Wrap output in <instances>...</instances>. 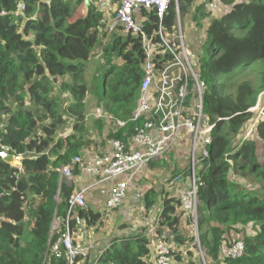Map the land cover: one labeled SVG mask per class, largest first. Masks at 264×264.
I'll return each mask as SVG.
<instances>
[{"label": "trees", "instance_id": "1", "mask_svg": "<svg viewBox=\"0 0 264 264\" xmlns=\"http://www.w3.org/2000/svg\"><path fill=\"white\" fill-rule=\"evenodd\" d=\"M217 1L225 11L206 28L203 21L211 13L204 5L194 6V0H178V12L171 4L162 20L155 11L139 8L135 18L141 19L142 34L133 36L109 33L112 13L99 11L95 0H24L18 16L16 0H0V139L12 155L21 157L19 167L0 163V264H70L62 247L56 253L52 248L67 223L73 234L78 216L85 215L75 209L67 218L74 186L61 179V171L95 146L87 126V97L93 96L104 116L94 122L100 145L127 142L143 79L142 36L160 43L161 30L171 39L179 17L192 10L196 27L203 26L199 53L205 49L207 54L198 61L199 78L206 84L203 112L214 125L208 157L196 159V219L181 208L175 185L173 196L147 190L144 210L151 215L155 198L161 196L153 235L174 246V264H194L186 260L191 257L187 244H198L208 264H264V158L260 161L255 140L245 138L254 124L252 133L264 148V120L254 122L250 111L264 91V0ZM81 5L84 14L73 19ZM101 46L103 58L89 82L87 64ZM159 59L162 68L170 58L164 54ZM255 66L261 69L258 84L246 77ZM101 68L105 73L99 81ZM63 94L68 104L62 105ZM118 120L125 126L118 128ZM187 176L188 165L175 177L186 184ZM184 216L185 224L196 227V238L183 234ZM150 226L111 238L91 264H153ZM245 226L254 234L240 240L242 255H224L225 238Z\"/></svg>", "mask_w": 264, "mask_h": 264}, {"label": "built area", "instance_id": "2", "mask_svg": "<svg viewBox=\"0 0 264 264\" xmlns=\"http://www.w3.org/2000/svg\"><path fill=\"white\" fill-rule=\"evenodd\" d=\"M16 16L25 9L24 0H16ZM175 4L178 12V0H95L97 9L101 12L112 13L107 30L109 33L120 29L123 33L139 36L141 24L136 21L135 11L139 8L153 10L159 20ZM160 43H154L145 35L142 36L143 79L140 94L130 121L135 123L133 135L127 142L119 140L110 143V151L97 155H78L73 158L72 166L61 171V179L70 180L76 170L95 179V182L74 192L68 199V213L75 209H84L85 195L93 187L109 184L108 198L105 208L108 211L119 208L126 197L130 183L137 174L149 164L156 163L174 150L189 149L188 176L186 184L175 177L169 183L178 187V199L181 208L191 218L196 219L197 188L196 159L207 158L212 143L213 124L203 112V96L206 84L199 78L197 62L194 61L192 50L187 46L182 32L168 39L159 30ZM161 47V48H160ZM167 54L169 61L162 68L159 66V56ZM98 110V109H97ZM252 111V109L250 110ZM102 118L98 110V117ZM264 120L263 109L260 117L254 122ZM255 123V124H256ZM126 122L116 121L118 128L124 127ZM2 153L11 154L9 147L1 144ZM20 166L21 157H17ZM138 198V195L135 196ZM155 221V218H153ZM55 227L58 224L55 223ZM55 228V229H56ZM152 229V228H151ZM62 247L70 258V264L76 258H85L93 250L91 244L74 241L66 225L65 232L52 248L54 253ZM174 246L168 244L163 237L155 241L153 264H174L172 252ZM243 253L242 242L236 243L226 250L225 255L240 257Z\"/></svg>", "mask_w": 264, "mask_h": 264}, {"label": "rangeland", "instance_id": "3", "mask_svg": "<svg viewBox=\"0 0 264 264\" xmlns=\"http://www.w3.org/2000/svg\"><path fill=\"white\" fill-rule=\"evenodd\" d=\"M199 5H204L205 11H210L211 16L208 19H205L203 21V26L204 28H206L208 26V24L210 23V21L214 18H219L221 15H223V11L220 10V5L218 3L217 0H194V6H199ZM223 12V13H222ZM193 10L190 11V13L187 16H184L182 19L179 17L178 19V23H177V31L178 32H182L183 37H185V32L186 30L188 32H191V34L194 36L193 39L198 40V42L196 44H194V42L196 40H193L194 42L188 45V43L186 42L187 46L192 50L193 55H194V61L197 62L196 64L198 65V61L200 60V56H205L207 55L204 49V53L200 52L201 51V43L203 42L204 38L202 37L203 34V26L200 27H196L195 22L193 21ZM84 14V9H83V5H81L79 7V9L77 10V12L75 13L73 19H76L78 17H81ZM111 18V17H110ZM136 21L141 22V19L139 17H137L136 15ZM188 28V29H187ZM116 32L118 34L123 33L120 29H117ZM189 34V33H188ZM187 36V35H186ZM200 39V41H199ZM186 41V39H185ZM199 43V44H198ZM101 47L98 48L97 52V56L88 62L87 64V70H86V75H85V79L87 81H91L93 78V74L95 73L96 70V65L101 64V60H102V53H101ZM202 53V54H201ZM98 62V63H97ZM116 63H120L119 59H115ZM260 67L255 66L253 71H251L249 73L247 77V79L251 80V82H253L254 84H258L259 81V77H258V72L260 71ZM104 71L103 69H99L98 74H99V81L101 80V78L104 75ZM64 81L68 82V78H64ZM60 83V81H58L57 85ZM264 98V91L262 93L259 94L258 98H257V103L256 105L252 108V114H254V116L256 117V120L258 117H260V110L264 108V106H262V100ZM63 102L62 105L64 104H68L69 103V98L66 96V94H63V98H62ZM87 107L89 108L87 110V113L92 114V109L90 108V104L94 101V98L92 95L87 97ZM100 111V115L103 116L102 110L98 109ZM98 110L96 109L94 111V114L92 115H97L98 117ZM99 119V118H97ZM89 120L91 122V117H89ZM96 121V120H95ZM92 123H89L88 125V129L90 130V132L92 131V128H90ZM94 125V124H93ZM254 126V124L248 126L247 130H246V134H245V138L251 137L253 140H255L256 144H257V152L260 156V161L263 160L264 158V148L262 143H259V140L257 139L256 135H254V133H252V127ZM112 128V127H111ZM98 146H101L98 144ZM105 146V145H104ZM103 146V147H104ZM184 150H174L170 153H168L165 158L167 157L166 160L162 159L161 162L159 163H152L150 165H148L146 167V172L138 175L137 177V181L134 184V189L135 191H137V194L140 196V198H135V196H133V200L134 202L131 204L130 207H127V211L128 214L125 212L124 210V202L122 203V205L112 211H109V215H112L111 218H109V222L107 223L109 225V227L114 228L115 227V222L116 219L118 218L119 222L123 223L124 226H126V230H132L131 232L137 230L138 228H140L141 226H150L152 225L155 221H153V218H155V214L152 212L151 215L146 214V210H144V196L147 190H152L150 189L151 186L154 187H159L158 189L160 190L163 186V183L169 182L167 181L168 179H172L173 177L176 176V174H178L179 172H181V170H186L187 165H188V161H189V149L186 143H184L181 147ZM99 153L101 151H98ZM94 154V153H93ZM17 165H19V162H15ZM182 166V167H181ZM174 168V170H172V172L170 171V169ZM182 168V169H181ZM178 172V173H177ZM235 182L240 183V184H246V181L239 179L236 176H232ZM161 186V187H160ZM255 186V185H253ZM139 187V189H138ZM136 193V192H135ZM119 214V215H118ZM152 216V217H151ZM151 217V218H150ZM115 218V219H114ZM188 217L183 218V224H182V232L184 235H186L187 237H197V229L196 227L193 225H187V223L185 224V221H187ZM113 220V221H112ZM97 221V220H96ZM136 221H141V223H139V225L137 226V228H133V225H135ZM55 223H57L56 221H53L52 224V230H55ZM97 223V222H96ZM133 224V225H132ZM96 224L92 223L91 226H95ZM152 229L150 230V235H149V239H150V248L153 247L154 242L157 239H160L161 237H157L155 235H153V229L154 226H150ZM104 230H106V219L101 223L98 224V229L95 231H92V233L94 235L99 234L100 232H103L106 234V232H104ZM254 232L252 230V228L250 226H245L243 228H241L240 230H237L235 232H233L232 234H230V236H228L227 238H225V245H224V255L226 250H228L229 246L232 244L233 246L236 245V243L240 242V240L242 241V238L246 237V236H251L253 235ZM168 238V237H167ZM103 243L97 245V247L99 246L98 249H94L93 246V251H91L87 256L86 260H84L81 264H84L86 262V264H91L92 261L91 259L95 257L96 252H98L99 250H101L105 245H106V236H104ZM105 241V242H104ZM196 246V247H195ZM188 247V251L191 253V257H187V261L188 262H193L194 264H208V262L206 263L205 259H204V255L202 253V251L200 250L198 244L196 245H190L187 244L186 248Z\"/></svg>", "mask_w": 264, "mask_h": 264}, {"label": "crops", "instance_id": "4", "mask_svg": "<svg viewBox=\"0 0 264 264\" xmlns=\"http://www.w3.org/2000/svg\"><path fill=\"white\" fill-rule=\"evenodd\" d=\"M222 11H225V8H222ZM193 37L194 36L191 34V32H188L186 30L185 39H186V42L188 43V45L191 44V42L193 43L194 42L193 40L197 39V38L193 39ZM202 37L204 38V34H202ZM199 41H200V39H199ZM197 42H198V40H196L194 42V44H196ZM88 107L86 108L87 126L89 125V123H92L90 126V128H92V131L90 132V130L88 129V132H89L91 138L93 140H95V146L94 147L92 146L93 148L90 151H86L85 154L86 155H97L95 153H99L98 151H101L100 153L109 152L110 151V149H109L110 144L109 143H107L104 147L98 146V144L100 145V138L96 137V132H95L96 128L93 125L97 118L94 115H92V114H94V111L96 109H98V107L96 106L95 102H92L90 104V108L92 109V114L87 113V110L89 109ZM89 117H91V122L89 120ZM105 133H106V131L104 130L103 134H105ZM179 150H177V151H179ZM86 155H84V156H86ZM166 159H167V157L164 160H166ZM161 161H157L156 163H159ZM145 170H146V167L141 169V171L137 174V176L134 178L132 183H130V185H129V188L127 190L126 197H125L124 203H123L124 204V210L127 214H128L127 207H130L131 204L134 202L133 196L138 195L137 191H135V189H134L135 188L134 184L137 181L138 175L142 174ZM172 170H174V168L170 169L171 172H172ZM181 171H184V170H181ZM65 181L73 184L74 192H77L78 190H80L83 187H87V186L92 185L95 182V179L90 177V176L77 173L70 180H65ZM162 186L163 187L160 190L158 189L159 187H154V186H151L150 189H153L156 193H159L161 191L163 192V190H164L173 196V194H174L173 188H171V186L169 185L168 182L163 183ZM138 189H139V187H138ZM108 190H109V184H103V185H100L97 187H93L92 189H90L86 193V195H85V206L86 207L84 209H77V210L85 211V215L84 216H81V215L78 216L81 219L78 218L77 231L72 234V238L74 239V241H76L78 243H83V244H91L92 246H94V249H98L99 246L97 247V245L103 243V240H105L104 236H106V244H107L111 238H114L116 236L120 237L123 234L131 233V231L133 229L128 230V231H125V229L123 231L119 230V227L124 225V224L119 222L118 218L116 219L114 228H112V227L110 228L109 225L107 224L109 222V218L112 217V215H109L110 214L109 211L106 210V208H105V202L108 198ZM138 198H140L139 195H138ZM155 200H156V204H155L154 209L152 210V212L154 214L159 210L160 203H161V196L156 197ZM77 210L74 212V215H73L74 218H77V213H78ZM105 219H106V230H104V232H106V234L103 232H100V235L97 233H96V235H94L92 233V231L97 230L98 224L101 223L102 220L104 221ZM91 222L96 224V225L94 227L91 226ZM135 223H136L135 225L132 224L133 228H137V226L139 225V223H141V221H136ZM141 227H143V226H141ZM150 230L151 229H149L148 233H150ZM151 260L153 262V258Z\"/></svg>", "mask_w": 264, "mask_h": 264}, {"label": "water", "instance_id": "5", "mask_svg": "<svg viewBox=\"0 0 264 264\" xmlns=\"http://www.w3.org/2000/svg\"><path fill=\"white\" fill-rule=\"evenodd\" d=\"M18 160L17 157H15L14 155H10V154H5L0 152V163L4 162L6 164L12 165L13 162H16Z\"/></svg>", "mask_w": 264, "mask_h": 264}]
</instances>
